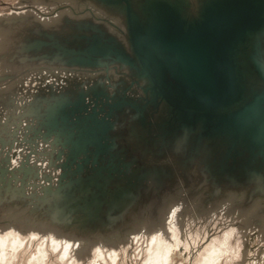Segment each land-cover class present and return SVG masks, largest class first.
<instances>
[{"label":"rangeland","instance_id":"obj_1","mask_svg":"<svg viewBox=\"0 0 264 264\" xmlns=\"http://www.w3.org/2000/svg\"><path fill=\"white\" fill-rule=\"evenodd\" d=\"M130 1L139 11L145 0ZM94 36L108 44L113 38L117 47L129 49L120 9L99 0H0V178L6 173L0 182V238L17 235L25 243L17 253L6 247L4 264H30L45 245L48 255L42 264H145L157 251L153 239L159 238L161 247L172 250L166 264H264V159L251 160L244 153L219 175L222 154L216 152L208 161L197 144L201 142L194 140L193 147L183 150L176 143L185 141L165 135L168 118L163 110L147 109L144 123L129 106L116 111L111 154L78 175L66 171V150L52 143L54 136H44L50 107L62 99L75 102L82 92L89 93V102L93 90L106 91L109 102L125 98L144 104L145 83L136 82L133 69L118 62L108 67L70 64L74 55L69 52L83 50ZM259 59L264 63V51ZM248 85L264 91L258 77ZM174 154L190 160L186 170H179ZM154 166L168 176H150ZM109 172H116L110 189L131 185L143 194L154 193L148 211L140 202L134 230L126 239L96 236L86 243L76 234L47 226L56 208H65L69 218L76 216L69 208L74 207L71 199L80 196L79 178L88 181L94 175L104 183ZM59 188L68 200L55 195ZM115 216L103 214L102 221L111 224ZM52 239L72 244L66 259L61 258L64 245L55 251Z\"/></svg>","mask_w":264,"mask_h":264},{"label":"water","instance_id":"obj_2","mask_svg":"<svg viewBox=\"0 0 264 264\" xmlns=\"http://www.w3.org/2000/svg\"><path fill=\"white\" fill-rule=\"evenodd\" d=\"M99 1L122 12L129 49L117 47L113 38L108 44L94 36L83 50L69 52L74 55L70 64L108 67L118 62L133 69L136 82L145 83L144 104L125 98L109 102L106 91L93 90L89 102V93L82 92L75 102L62 99L50 107L44 136H54L52 143L66 150L68 173L78 175L111 154L115 147L110 139L112 119L125 106L136 110L143 123L150 107L165 111V135L185 141L176 143L183 150L193 147L194 140L201 142L197 144L203 146L206 155L202 156L208 161L216 152L222 154L219 175L231 159L235 163L244 153L251 160L264 159V91L250 90L248 85L257 83V77L264 81V63L259 59L264 51V0H205L196 3V10L191 9L192 0H145L139 11L130 0ZM104 59L110 61L103 63ZM174 155L179 170H186L184 164L190 160ZM74 164L76 171L72 170ZM112 165L110 161L108 166ZM154 168L150 176H168ZM112 173L116 172H109V181L104 183L99 182L103 177L94 175L88 181L79 178L76 186L80 196L71 199L74 207H68L76 216L69 218L65 208H56L49 213L47 226L76 234L86 243L96 236L111 237L108 241L126 239L134 230L132 217L141 196L148 200L154 193L143 194L131 185L110 189ZM1 175L0 182H4L5 171ZM66 177L63 174L62 179ZM61 189L55 195L68 200V195L60 194ZM143 206L148 211L145 201ZM103 214L116 216L107 225Z\"/></svg>","mask_w":264,"mask_h":264},{"label":"bare ground","instance_id":"obj_3","mask_svg":"<svg viewBox=\"0 0 264 264\" xmlns=\"http://www.w3.org/2000/svg\"><path fill=\"white\" fill-rule=\"evenodd\" d=\"M142 201H145V204L147 206H149V200H150V195L148 196V200H145V197H142ZM172 206V205H171ZM174 207V205L172 206V208ZM137 214V215H136ZM136 214L133 215V219L137 220L138 219V211L136 212ZM147 214V213H146ZM171 216H175V209H173V211L170 213ZM172 219V218H171ZM136 222V221H135ZM12 237V239H10ZM161 238L159 239H153L152 243L157 242V251L155 252L154 255H152L147 263L145 264H166L169 263L168 261H170V259L172 258V250L170 247H165V249L162 246L163 243H161ZM52 249L53 250H57L59 247L61 248L62 245H64L63 247V253L61 254V258L62 259H66L70 250L72 249V244L69 242H64V244L60 243L59 241H55L52 239ZM85 242V241H84ZM83 242V243H84ZM24 240H21L20 237H18L17 235H10V236H5V237H1L0 238V264H4L5 260H6V255L9 253L6 249V247H8L9 245L12 247L13 252L17 253V251L23 247L24 245ZM80 244V243H79ZM78 245V243H77ZM87 245V244H86ZM214 252V250H213ZM48 251L46 250V245H45V249L42 252L41 256L38 258H34L33 261H30V264H42L44 261H46L47 259V254ZM102 253L97 254V256L99 257ZM113 254H115V252H113ZM100 258H103L100 256ZM116 259V258H115ZM98 260L100 261V259L98 258ZM211 260V259H210ZM102 261V260H101ZM104 262V261H103ZM115 262V261H112ZM206 262V261H205ZM116 263V262H115ZM213 262H206L205 264H212ZM96 264V263H94ZM214 264V263H213Z\"/></svg>","mask_w":264,"mask_h":264},{"label":"flooded vegetation","instance_id":"obj_4","mask_svg":"<svg viewBox=\"0 0 264 264\" xmlns=\"http://www.w3.org/2000/svg\"><path fill=\"white\" fill-rule=\"evenodd\" d=\"M205 0H192L190 3H191V9L192 10H196V8H195V6H196V3L198 2V3H202V2H204ZM121 4H123V5H126V3L124 2V1H121ZM195 14V13H194Z\"/></svg>","mask_w":264,"mask_h":264}]
</instances>
